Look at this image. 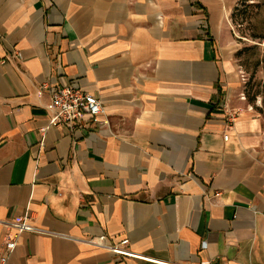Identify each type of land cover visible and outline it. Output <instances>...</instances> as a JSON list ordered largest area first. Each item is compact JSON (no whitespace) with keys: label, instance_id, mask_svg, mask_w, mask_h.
I'll list each match as a JSON object with an SVG mask.
<instances>
[{"label":"crops","instance_id":"1","mask_svg":"<svg viewBox=\"0 0 264 264\" xmlns=\"http://www.w3.org/2000/svg\"><path fill=\"white\" fill-rule=\"evenodd\" d=\"M227 12L0 0V222L54 234L0 223L7 264H264V117L237 101ZM44 83L98 97L99 123L50 126Z\"/></svg>","mask_w":264,"mask_h":264},{"label":"rangeland","instance_id":"2","mask_svg":"<svg viewBox=\"0 0 264 264\" xmlns=\"http://www.w3.org/2000/svg\"><path fill=\"white\" fill-rule=\"evenodd\" d=\"M226 44L240 82L237 97L246 110L264 117V0H225Z\"/></svg>","mask_w":264,"mask_h":264},{"label":"built area","instance_id":"3","mask_svg":"<svg viewBox=\"0 0 264 264\" xmlns=\"http://www.w3.org/2000/svg\"><path fill=\"white\" fill-rule=\"evenodd\" d=\"M18 54L9 55L8 58H16ZM60 74V68L58 67ZM39 93L47 91L49 94V103L45 106V110L49 116V124L53 127L64 128L72 131L76 129L89 128L99 123L98 117L103 113L101 101L95 95L81 91L80 89L68 85H51L44 83L38 89ZM238 112L234 110H226L225 116L229 122H232L237 117ZM227 140V136H224ZM219 193L215 194V197ZM264 216V213H262ZM7 228H14L19 231H29L37 234L54 235L52 233L39 230L25 225L21 221L15 222H0ZM85 244L106 248L117 254L126 257H132V254L125 250L123 246L127 244V240H123L120 245L110 246L100 243L95 240H79ZM16 246V238H4L0 245V264H7L10 253Z\"/></svg>","mask_w":264,"mask_h":264}]
</instances>
